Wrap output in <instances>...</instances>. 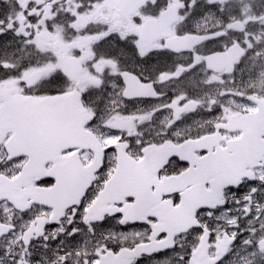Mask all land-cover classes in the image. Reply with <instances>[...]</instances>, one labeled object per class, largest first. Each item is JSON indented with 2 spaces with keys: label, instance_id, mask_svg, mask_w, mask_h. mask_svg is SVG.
I'll return each instance as SVG.
<instances>
[{
  "label": "snow or ice",
  "instance_id": "6c2138e0",
  "mask_svg": "<svg viewBox=\"0 0 264 264\" xmlns=\"http://www.w3.org/2000/svg\"><path fill=\"white\" fill-rule=\"evenodd\" d=\"M264 264V0H0V264Z\"/></svg>",
  "mask_w": 264,
  "mask_h": 264
},
{
  "label": "flooded vegetation",
  "instance_id": "af4514ba",
  "mask_svg": "<svg viewBox=\"0 0 264 264\" xmlns=\"http://www.w3.org/2000/svg\"><path fill=\"white\" fill-rule=\"evenodd\" d=\"M146 264H147V262H146Z\"/></svg>",
  "mask_w": 264,
  "mask_h": 264
}]
</instances>
